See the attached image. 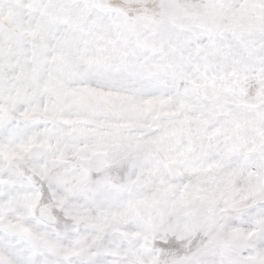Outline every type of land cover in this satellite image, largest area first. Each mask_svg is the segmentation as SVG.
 <instances>
[{"label":"snow or ice","instance_id":"6c2138e0","mask_svg":"<svg viewBox=\"0 0 264 264\" xmlns=\"http://www.w3.org/2000/svg\"><path fill=\"white\" fill-rule=\"evenodd\" d=\"M0 264H264V0H0Z\"/></svg>","mask_w":264,"mask_h":264}]
</instances>
